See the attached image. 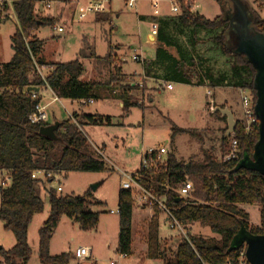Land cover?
Wrapping results in <instances>:
<instances>
[{
  "label": "trees",
  "instance_id": "trees-1",
  "mask_svg": "<svg viewBox=\"0 0 264 264\" xmlns=\"http://www.w3.org/2000/svg\"><path fill=\"white\" fill-rule=\"evenodd\" d=\"M182 11L166 19H158L157 54L153 61H145L142 65L146 81L160 80L159 75L165 73L178 82L193 85L210 81L214 86H234L251 91L256 97V70L246 56L230 50L225 34L231 26L230 20L224 15L212 20L198 12H192L179 0ZM223 5V0H214ZM39 0H20L13 3L19 25L11 37L14 56L10 62L0 64V172H5L10 180L6 187H0V221L4 228L15 237V245L8 251L0 249V257L4 264H29L32 250L28 243V229L33 217L41 214L45 208L44 200L37 195L38 179L32 174L44 171L53 174L48 179L52 183L59 173H103L107 172L105 162L96 157L86 138L82 125L109 123V117L97 115H79L60 122L52 140L40 134L42 127L48 123H33L31 114L42 102L43 89H49L61 100L71 102H93L106 99H119L125 112L132 107H140L122 90L115 94L116 83L124 72L125 61L121 56L114 55L110 48L104 58L96 55L94 46L85 42L80 51L81 59H91L109 68V78L105 82H83L80 77L84 67L80 60L69 63L52 64L53 70L45 81L38 75L37 66L48 67L50 64L42 57L45 41L34 36L40 26L54 27L56 19H37L36 5ZM252 25L256 32L264 36V19L255 11H251ZM95 22L111 23L112 13L95 14ZM214 32L219 51L226 57H233L235 68L232 77L227 80L225 74L214 77L213 71L206 66L205 59L196 57L195 46L198 31ZM190 49H186L184 42ZM162 45V46H160ZM168 48H174L177 56ZM193 49V50H192ZM206 64V65H205ZM29 87L39 92H28ZM35 95V98L33 97ZM253 103V113L255 102ZM85 104L83 107H86ZM219 112H215L218 116ZM221 119L226 120V117ZM76 123H74V121ZM173 137L185 134L204 143L201 135L195 130H187L171 123ZM226 131V130H225ZM224 134L221 140V155L227 154L232 142L237 143L236 158L223 162L210 152H206L202 161L179 162L173 154H169L167 165L157 173L149 175L146 186L160 191L158 183H162L170 175V184L176 187L178 180L188 178L194 185L193 197L200 203L180 208L177 219L186 227L199 222L210 228L211 232L220 236L219 240L203 237H190L189 241L181 238L175 250H171L159 237V216L157 211L147 226L146 258L161 260L163 264H237L240 250L232 249L233 240L242 228L253 236L264 235V176L259 172L242 166L244 159H251L259 141V120L246 130L245 122L237 121L231 136ZM228 142V144H227ZM50 205L49 216L38 232L39 261L41 264H69L73 258L70 253L57 256L50 255V242L61 218L66 216L80 224L84 231L98 227L100 213L90 210L93 190L89 189L83 196H63L53 188L47 191ZM243 205H258L260 225L250 222V215ZM135 207L133 191L120 190L118 195L119 211V245L120 255H131L132 251V220ZM168 252H172L168 255Z\"/></svg>",
  "mask_w": 264,
  "mask_h": 264
},
{
  "label": "rangeland",
  "instance_id": "rangeland-1",
  "mask_svg": "<svg viewBox=\"0 0 264 264\" xmlns=\"http://www.w3.org/2000/svg\"><path fill=\"white\" fill-rule=\"evenodd\" d=\"M5 1L13 4L20 0H0ZM156 1L159 2L160 15L154 14L152 5ZM194 1L201 15L207 19L212 20L224 15L234 23L225 34L227 46L231 50L238 47L237 39L239 32H242L239 26L244 22L243 14L247 16L251 11H255L264 19V0H223V5L214 0ZM74 2L77 1L39 0L37 3L36 14L40 22L46 18L57 20L54 27L40 26L33 33L37 39L45 41L42 57L50 64L49 66L80 60L84 67L80 80L103 83L109 78V68L91 59H81L80 51L85 48L86 42L87 45L94 46L98 57L104 58L111 48L114 55L125 59L123 65L125 73L116 83L115 94L119 95L125 90L127 96L142 108L132 107L128 113H123L116 100L97 101L83 108L81 107L83 105L78 103V107L86 114H100L113 119L112 123L82 125L93 152L95 153L94 146L103 151L107 172L59 173L55 175V181L52 183H48L39 175L37 195L44 200L45 208L41 214L33 217L28 229V243L32 250L29 264H41L38 232L50 213L47 191L49 188L57 190L60 184L63 190L58 193L63 196L79 197L89 189L95 188L90 210L100 213V222L96 229L84 231L79 223L63 216L50 242V255L70 253L73 257L79 247H89L92 250L91 259L79 261L73 257L69 264H163L161 260L146 258L147 226L154 213L139 212L136 205L132 220L131 255L124 258L118 252L117 212L118 195L121 190L119 171L135 169L134 167L139 165L142 150L158 149L161 146H166L167 151L179 162L202 161L206 152L220 159L221 140L224 131L226 130L225 134L227 132L228 125L227 120L219 117L220 113L217 116L211 112L212 103L218 108L228 107L235 115L236 121L246 123L243 97L247 96L251 102H255V95L251 91L234 86H214L210 81L187 85L165 73L159 75L160 80L153 85L154 87L149 88L148 82L144 79L143 87L133 85L139 84L143 76L142 65L132 60L133 51L138 50L146 62L157 54L159 45L156 37L151 35V27L158 19L176 16L171 13V0H138L136 10L132 11L126 8L125 0H114L110 6L112 11H109L112 13V24L97 23L92 14L86 19H80L86 0H80L77 8ZM45 5H49V8H45ZM39 10L43 13H39ZM55 12L56 17L52 16ZM2 16L0 12V64H5L14 56L11 37L16 31V25L11 20H3ZM247 26L248 32L242 33L251 37L252 22ZM55 27H63L64 32L57 33ZM213 36L214 32L199 30L194 55L196 57L200 55L205 59L207 64L205 65L213 71L214 77L225 74L229 80L233 68L236 67L234 58L221 54L215 40L209 39ZM184 46L190 49L187 41L184 42ZM168 51L177 56L174 48H168ZM52 70V67H47L42 73L46 76ZM167 84L172 85L171 90L166 88ZM208 91L211 95H207ZM44 98L43 104L48 105L54 97L44 94ZM75 107L76 104L73 108ZM73 108L67 101L52 102L46 108L47 123L51 125L67 120L73 115L69 114ZM171 123L182 129L195 130L202 136L204 143L185 134L173 137ZM4 179L8 180L7 174L0 172V187H6L2 186ZM9 184L8 180L7 186ZM243 209L250 215L252 225L260 223L258 205H243ZM185 231L190 237L220 239V236L212 233L209 227L199 222L189 224ZM159 237L172 252L182 238L178 230L169 228L163 216L159 218ZM15 243L13 233L5 230L3 222L0 221V247L8 251ZM172 252H168V255L170 256ZM0 264H4L2 257Z\"/></svg>",
  "mask_w": 264,
  "mask_h": 264
},
{
  "label": "built area",
  "instance_id": "built-area-1",
  "mask_svg": "<svg viewBox=\"0 0 264 264\" xmlns=\"http://www.w3.org/2000/svg\"><path fill=\"white\" fill-rule=\"evenodd\" d=\"M80 1V0H76ZM114 0H86L85 8L80 13V19H86L88 16L95 14H104L110 11L111 3ZM138 0H126V8L128 10H136V4ZM184 5L187 8H190L192 12H195L198 8L194 0H185ZM49 7V5H47ZM154 9L155 15H160L159 12V2L156 1L152 5ZM182 11L181 4L179 0H171V13L174 15H178ZM0 12L3 14L2 18L8 19L19 25L16 12L13 8V4L10 2H0ZM57 33H63V27H55L54 28ZM158 34V25L154 23L151 27V35L156 37ZM153 37V38H154ZM132 60L134 62L140 63L143 65L145 63L142 54L135 50L133 51ZM38 75L45 81L46 76L43 75L42 71L47 67H39L37 66ZM146 80L145 75L141 77V82L139 84H134L139 87H143L142 80ZM166 88L168 90L172 89L171 84H167ZM52 92V91H51ZM38 93V92H36ZM53 93V92H52ZM54 95V94H53ZM207 95H211V92L208 91ZM35 98V95H33ZM59 101V99L54 95L53 102ZM79 104H89L93 103L92 100L84 102H78ZM243 104L245 108V115L247 117L246 130L250 131L251 126L257 122V118L253 113V103L248 99L247 96L243 97ZM47 105H43L42 102L36 107L35 111L31 114L30 120L33 123H47L48 116L46 113ZM72 118V116H71ZM76 123L75 120H73ZM77 124V123H76ZM96 156L100 159H104L103 151L94 147ZM237 153V143L235 141L232 142L230 151L223 155L220 160L223 162H228L234 158H236ZM168 151L166 146H161L158 149H147L142 151L141 154V162L140 168L137 172L134 173H121L120 174V187L121 190L125 191H133L135 205L142 210H148L150 213H155L156 211L160 213L163 217H165V221L168 223L169 228L171 230H178L180 236L185 238L187 241L189 240V234L185 231L186 226L180 222L175 213L184 206L191 205L192 203H200L197 199L193 197V193L195 191L193 183L186 177L182 180H178L176 183V187H172L170 184V175H168L162 183H158L160 187V191L155 189L154 187H147L146 182L149 175L157 173L159 169L163 166L167 165L168 160ZM39 175H41L46 181L48 179L53 178V174L46 173L44 171L35 172L32 174L33 179H39ZM58 175V174H57ZM8 178V177H7ZM9 180V178H8ZM7 179L3 180V185L7 186ZM10 181V180H9ZM55 181V177L53 179ZM63 190L62 185H59L57 192H61ZM114 213V212H111ZM119 214V211L117 212ZM124 258L126 255H121ZM73 257L79 261H84L92 258V250L89 247H79ZM237 264H249L245 255V247L240 250L239 257L237 260Z\"/></svg>",
  "mask_w": 264,
  "mask_h": 264
},
{
  "label": "water",
  "instance_id": "water-1",
  "mask_svg": "<svg viewBox=\"0 0 264 264\" xmlns=\"http://www.w3.org/2000/svg\"><path fill=\"white\" fill-rule=\"evenodd\" d=\"M252 19V13L248 14L247 16L243 14L242 20L244 22L241 24V26H239L242 32H248L247 25L249 22H252ZM232 23L233 22L230 20V24ZM242 32H239V37L237 39L238 47L232 51L246 56V58L252 62L255 67L257 73L255 78L257 97L255 111L259 120V141L255 146L253 158L244 159L242 166L255 170L264 176V36L256 32L254 27L252 32L253 36L251 37H248ZM27 91L39 92V89L35 87H29ZM211 112H219L222 117H226L228 125L226 136H231L237 125V121L235 120V116L232 111L229 110L228 107L218 108L214 107L212 104ZM59 127L60 123L55 122L49 126L42 127L40 134L54 140L56 138L55 132L59 129ZM92 190H95V188ZM244 247L246 259L249 264H264V235L253 236L247 230L242 228L239 234L233 240L232 249Z\"/></svg>",
  "mask_w": 264,
  "mask_h": 264
},
{
  "label": "crops",
  "instance_id": "crops-1",
  "mask_svg": "<svg viewBox=\"0 0 264 264\" xmlns=\"http://www.w3.org/2000/svg\"><path fill=\"white\" fill-rule=\"evenodd\" d=\"M76 1V0H75ZM6 2H10V1H6ZM79 2L80 1H77L76 3H75V8H77V5L79 4ZM11 3V2H10ZM196 3V2H195ZM12 4V3H11ZM125 4H126V0H125ZM46 7L45 8H49L47 5H45ZM84 7H85V5H84ZM110 10L112 11V9H111V7H110ZM195 12H198L199 14H201L200 12H199V7L196 9V11ZM39 13H43L41 10H39ZM51 16V15H50ZM52 16H54V17H56V12H55V14L54 15H52ZM203 16V15H202ZM205 17V16H204ZM166 18H168V16H166V17H164V18H161V19H166ZM206 18V17H205ZM4 20V19H3ZM5 20H8V19H5ZM15 25H16V27L18 26L16 23H15ZM35 36V35H34ZM153 39V38H152ZM154 58H155V55H154V57H150L149 59H148V61L149 60H151V61H153L154 60ZM124 61H125V59H124ZM48 67H52V66H48ZM53 68V67H52ZM142 71H143V67H142ZM147 80V79H146ZM156 82H158V80H155V79H148V84H149V88L150 87H154L153 85H155V83ZM41 94V97H42V104H43V102H45L44 101V94H50V95H52L53 97H54V95H53V93L51 92V90H49V89H44L42 92H40ZM106 100H110V101H113V100H116L118 103V106H119V109L123 112V113H128V112H125L124 111V109H123V103L119 100V99H106ZM59 101H67V102H70V104H71V106H72V108L74 107V105L76 104V107L75 108H73V110L69 113V114H74V113H79V114H81V115H84V114H86V113H84L83 112V110H82V108L81 107H78V102H71V101H69V100H61V99H59ZM101 101H104V100H101ZM53 102V99L50 101V103H48V105H50L51 103ZM93 103H96V102H93ZM93 103H89L88 105H91V104H93ZM213 104V103H212ZM44 105V104H43ZM48 105H47V107H48ZM84 105V104H83ZM87 105V106H88ZM86 106V107H87ZM212 106V105H211ZM214 107H216L215 105H214ZM214 114V113H213ZM88 115H97V116H103V117H109L110 118V120H109V123H112L113 122V119L110 117V116H104V115H100V114H88ZM235 116V115H234ZM94 147H96V146H94ZM97 148V147H96ZM143 151V150H142ZM141 154H142V152H141ZM141 154H140V162H141ZM168 154H170L169 152H168ZM96 156V155H95ZM222 156V155H221ZM220 156V157H221ZM97 157V156H96ZM217 157V156H216ZM104 161V160H103ZM140 162H139V165L137 166V167H134L135 169H133V170H131V171H119V177H120V174L121 173H134V172H137L138 170H139V168H140ZM106 165V164H105ZM95 190H93V192H94ZM93 200H94V194H93ZM243 207V206H242ZM137 210L139 211V212H144V213H146V212H148V210H142V209H139L138 207H137ZM160 216H162V215H160ZM160 216H159V218H160ZM151 220V219H150ZM150 222V221H149ZM260 225V223L259 224H256V225H254V226H259ZM162 242V241H161ZM145 249H146V246H145ZM130 256V255H129ZM129 256H127V257H129Z\"/></svg>",
  "mask_w": 264,
  "mask_h": 264
}]
</instances>
